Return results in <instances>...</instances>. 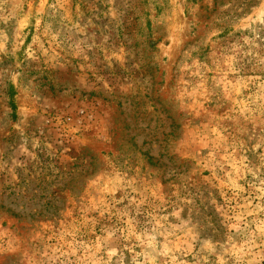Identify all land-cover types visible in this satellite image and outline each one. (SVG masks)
<instances>
[{"label": "rangeland", "instance_id": "1", "mask_svg": "<svg viewBox=\"0 0 264 264\" xmlns=\"http://www.w3.org/2000/svg\"><path fill=\"white\" fill-rule=\"evenodd\" d=\"M0 264H264V0H0Z\"/></svg>", "mask_w": 264, "mask_h": 264}]
</instances>
